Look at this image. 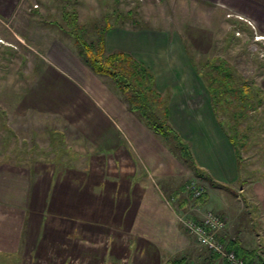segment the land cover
Segmentation results:
<instances>
[{
    "label": "crops",
    "instance_id": "crops-1",
    "mask_svg": "<svg viewBox=\"0 0 264 264\" xmlns=\"http://www.w3.org/2000/svg\"><path fill=\"white\" fill-rule=\"evenodd\" d=\"M138 1L114 0L111 12L100 7V17L117 14L123 20L107 31L106 51H128L154 73L156 87L170 108V122L190 144L205 179L192 174L109 78L96 74L65 40L55 38L47 47L51 56L42 59L60 67L59 56L73 57L71 71L62 70L72 78L79 97L73 106L41 112L66 122L58 129L66 131L72 152L58 155L45 148L50 150L45 156L38 153L44 145L32 135L34 144L28 153L22 152L20 162L16 157L0 160V264H227L180 222L184 211L200 218L199 209L227 219L220 240L243 243L245 231L236 218L242 207L233 187L240 180L238 161L201 68V56L212 47L200 49L187 36L196 53L191 60L177 28L164 23L145 27L128 20L139 14ZM140 1L153 8L152 4L165 2ZM191 1L219 4L222 9L264 4V0ZM1 9L2 18L11 15ZM30 84L29 95H38L39 79ZM194 180L206 193L202 206L187 189ZM183 197L188 198L186 203Z\"/></svg>",
    "mask_w": 264,
    "mask_h": 264
},
{
    "label": "rangeland",
    "instance_id": "rangeland-1",
    "mask_svg": "<svg viewBox=\"0 0 264 264\" xmlns=\"http://www.w3.org/2000/svg\"><path fill=\"white\" fill-rule=\"evenodd\" d=\"M91 1L1 0V11L11 15L7 18L0 16V160L16 157L20 162L22 152L26 154L32 148V135L44 145L38 153L45 156L50 153L45 148L58 155L62 151L72 152L66 131L58 129L62 123L66 126V122L41 111L66 108L77 101L79 95L72 85L73 80L62 70L73 68L70 63L73 57L59 56V67L51 61L45 63L42 56H51L47 47L55 38L65 40L78 54L72 40L57 26L63 21L64 9L76 10L80 22L86 26L85 38L96 39L97 28L107 21V17H100V7L109 8L107 12H111L114 8L109 6L115 4L114 0ZM152 5L154 8L139 0L136 8L139 14L129 15L128 20L145 27H163L164 23L177 28L191 60H195L196 53L194 42L188 43V39L196 40L200 49L208 45L212 47L207 55L201 56V60L222 58L233 65L237 78H248L261 90L263 103L258 110H252L248 120L239 127L242 134H248L249 141L242 153L243 161L238 163L240 180L233 187L237 202L243 208L236 216L245 231L242 244L257 249L264 257V4H236L237 8L226 5L222 9L219 4L165 0ZM116 15L110 14L112 23L123 21L120 15ZM195 67L199 68L198 64ZM34 79H39L41 90L38 95H29L30 83ZM220 117L222 120L227 118L222 113ZM23 138H26L24 143ZM159 185L163 189V183Z\"/></svg>",
    "mask_w": 264,
    "mask_h": 264
},
{
    "label": "trees",
    "instance_id": "trees-1",
    "mask_svg": "<svg viewBox=\"0 0 264 264\" xmlns=\"http://www.w3.org/2000/svg\"><path fill=\"white\" fill-rule=\"evenodd\" d=\"M109 7L115 8V5ZM72 10H63V21L58 22L57 26L72 40L82 61L96 74L109 78L130 108L149 128L168 142L172 151L194 172V176L205 179L195 162L190 144L170 122V108L156 87L154 73L128 51H106V33L113 27L111 17L107 16L106 24L97 28L95 40H87L86 26L80 22L78 12ZM205 61L202 60V74L213 108L219 117L221 113L227 116L226 120L220 117V125L234 146L237 161L241 164L249 136L242 134L239 127L248 120L250 112L258 110L263 103L261 90L248 78H237L233 65L226 60L214 57ZM182 190L184 187L175 195H180ZM205 200L206 193L203 191L194 202L202 206ZM187 201L188 198H184L183 203ZM227 247L246 261L255 260L256 264H264V257L257 249L246 248L239 240H230Z\"/></svg>",
    "mask_w": 264,
    "mask_h": 264
},
{
    "label": "built area",
    "instance_id": "built-area-1",
    "mask_svg": "<svg viewBox=\"0 0 264 264\" xmlns=\"http://www.w3.org/2000/svg\"><path fill=\"white\" fill-rule=\"evenodd\" d=\"M187 189L194 199L203 193V189L195 180L188 184ZM179 218L180 222L190 234L196 237L201 246L207 247L227 264H256L254 261H246L239 257L235 251L228 249L227 243L220 240L219 234L227 225V219L222 214L213 210H206L200 218H194L189 211H184Z\"/></svg>",
    "mask_w": 264,
    "mask_h": 264
}]
</instances>
